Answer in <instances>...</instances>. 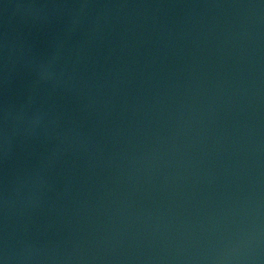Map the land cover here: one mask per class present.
Returning <instances> with one entry per match:
<instances>
[{"label": "water", "instance_id": "obj_1", "mask_svg": "<svg viewBox=\"0 0 264 264\" xmlns=\"http://www.w3.org/2000/svg\"><path fill=\"white\" fill-rule=\"evenodd\" d=\"M138 264H264V138L225 183Z\"/></svg>", "mask_w": 264, "mask_h": 264}]
</instances>
